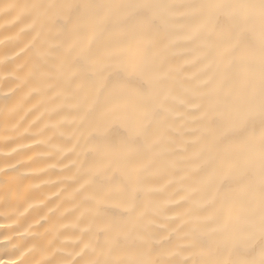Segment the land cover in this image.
Here are the masks:
<instances>
[{
  "label": "snow or ice",
  "instance_id": "obj_1",
  "mask_svg": "<svg viewBox=\"0 0 264 264\" xmlns=\"http://www.w3.org/2000/svg\"><path fill=\"white\" fill-rule=\"evenodd\" d=\"M4 7H22L18 19L31 17L30 27L39 25L41 32L53 21L70 26L73 60L83 61L90 69L73 90L79 97L73 106L77 110L84 106L80 119L90 128L86 143L103 139L113 123L127 124L128 135L110 147L106 164L85 169L88 177L105 175L113 165H122L120 170L129 181L126 193L153 191L147 187L146 173L157 164L156 149L161 140L176 143L180 135H173L171 122L153 131V122L160 115L169 119L174 114L181 119L185 115L169 104L172 70L166 58L169 49L176 46L177 32L196 52L203 53L198 88L222 101L214 109L194 98L180 100L195 109V121L203 127L193 145L196 150L188 159L211 168V173L191 184L183 197L185 202L191 201L184 213L189 219L176 231L183 233L181 240L186 243L166 247L168 242L153 233L154 221L146 209L129 224H104L106 239L99 252L89 241L67 257L57 259L53 253L37 264H264V0H186L182 4L99 0L79 5ZM249 35H257L258 44L246 43ZM105 38L107 42L93 52L92 44ZM112 75L118 78L115 82ZM126 77L143 79L148 86L146 94L117 95L115 103L103 106L98 116L91 117L92 111L101 107L104 94L117 93L120 79ZM217 120L222 124L220 130L214 128ZM257 121L258 134L253 127ZM200 131L192 129L193 134ZM225 135L235 140L221 147ZM5 171L0 168V173ZM107 199L91 193L86 202L99 209ZM205 212L209 214L202 215ZM257 242L258 259L253 256ZM122 244L137 257L121 258ZM185 252L191 256L183 257Z\"/></svg>",
  "mask_w": 264,
  "mask_h": 264
},
{
  "label": "bare ground",
  "instance_id": "obj_2",
  "mask_svg": "<svg viewBox=\"0 0 264 264\" xmlns=\"http://www.w3.org/2000/svg\"><path fill=\"white\" fill-rule=\"evenodd\" d=\"M93 2L99 0H0V168L6 169L0 173V264H20L22 260L37 264L53 253L60 259L89 241L99 252L106 239L104 224H129L146 209L154 221L153 233L168 242L166 247L184 244L183 233L176 230L189 219L184 213L191 201L185 202L183 197L191 184L211 173V168L204 167L201 161L188 159L196 150L193 145L203 127L195 121V109L182 105L180 100L194 98L214 109L222 101L198 88L197 75L204 68L200 62L203 53L196 52L177 32L176 46L169 49L166 58L172 70L169 104L185 115L183 119L175 114L171 119L160 115L153 122V131L166 128L171 122L173 135L180 133L176 143L165 138L156 149L157 164L146 173L147 187L153 191L126 193L129 181L120 170L122 165H113L111 171L95 178L85 175L87 167L107 163L110 147L128 135L127 124L113 123L103 139L86 143L90 128L80 119L84 106L79 110L73 106L79 100L73 90L90 69L83 61L73 60L70 26L53 21L41 32L39 25L30 27L31 17L18 19L22 7L8 9L4 5ZM139 2L182 4L186 0ZM106 42L107 38L94 42L92 51L97 52ZM246 43L258 44V36L249 35ZM111 79L115 82L118 78L112 75ZM147 88L141 78H121L117 93L106 92L101 107L92 111L91 117L98 116L103 106L115 103L117 95L144 96ZM253 127L258 134L259 121ZM197 128L201 131L193 134L192 129ZM214 128H222L219 120ZM234 140L225 135L221 147ZM91 193L108 199L97 209L86 202ZM121 248V258L134 259L138 255L126 244ZM189 256L190 252L183 254ZM253 256L259 258L258 242Z\"/></svg>",
  "mask_w": 264,
  "mask_h": 264
}]
</instances>
